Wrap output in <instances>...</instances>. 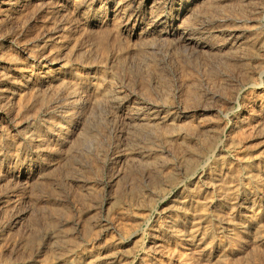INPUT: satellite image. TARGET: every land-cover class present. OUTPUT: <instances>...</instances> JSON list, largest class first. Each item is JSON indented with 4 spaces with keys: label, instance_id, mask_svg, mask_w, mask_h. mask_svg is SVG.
I'll return each mask as SVG.
<instances>
[{
    "label": "rangeland",
    "instance_id": "rangeland-1",
    "mask_svg": "<svg viewBox=\"0 0 264 264\" xmlns=\"http://www.w3.org/2000/svg\"><path fill=\"white\" fill-rule=\"evenodd\" d=\"M67 1L0 0V264H264V0Z\"/></svg>",
    "mask_w": 264,
    "mask_h": 264
},
{
    "label": "bare ground",
    "instance_id": "bare-ground-1",
    "mask_svg": "<svg viewBox=\"0 0 264 264\" xmlns=\"http://www.w3.org/2000/svg\"><path fill=\"white\" fill-rule=\"evenodd\" d=\"M65 1H66V0H65ZM255 1H256V0H255ZM61 2H62V0H61ZM90 2H91V1H90ZM140 2H141V1H140ZM213 2H214V1H213ZM48 3H49V2H48ZM136 3H137V2H136ZM178 3H179V2H178ZM200 3H201V2H200ZM224 3H225V2H224ZM241 3H242V2H241ZM263 3H264V2H263ZM63 4H64V3H63ZM67 4H69V5H74V4H75V0H68V1H67ZM202 4H203V3H202ZM206 4H207V3H206ZM217 4H218V3H217ZM254 4H255V3H254ZM61 5H62V4H61ZM81 5H82V4H81ZM83 5H84V4H83ZM118 5H119V4H118ZM198 5H199V4H198ZM200 5H201V4H200ZM175 6H176V5H175ZM201 6H202V5H201ZM64 7H65V6H64ZM82 7H83V6H82ZM85 7H86V6H85ZM115 7H116V6H115ZM117 7H118V6H117ZM196 7H197V6H196ZM211 7H212V6H211ZM211 7H210V9H211ZM244 7H245V6H244ZM71 8H72V7H71ZM74 8H75V7H74ZM83 8H84V7H83ZM198 8H199V7H198ZM206 8H207V7H206ZM215 8H216V7H215ZM111 9H112V8H111ZM71 10H74V9H71ZM77 10H78V9H77ZM87 10H88V9H87ZM114 10H115V8L112 9V10H110V11H114ZM176 10H177V9H176ZM201 10H202V9H201ZM226 10H227V9H226ZM51 11H52V10H51ZM102 11H103V10H102ZM86 12H87V11H86ZM95 12H96V11H95ZM117 12H118V11H117ZM98 13H99V12H98ZM107 13H108V12H107ZM187 13H188V12H187ZM217 13H219V12H217ZM225 13H226V12H225ZM81 14H82V12H81ZM160 14H161V13H160ZM226 14H227V13H226ZM57 15H58V14H57ZM98 15H99V14H98ZM101 15H102V14H101ZM103 15H104V14H103ZM187 15H188V14H187ZM207 15H208V14H207ZM236 15H237V14H236ZM85 16H86V15H85ZM91 16H92V15H91ZM91 16H89V17H91ZM93 16H95V15H93ZM159 16H160V15H159ZM185 16H186V15H185ZM238 16H239V15H238ZM238 16H236V17H238ZM98 17H99V16H98ZM113 17H114V16H113ZM118 17H119V15H118ZM92 18H93V17H92ZM104 18H105V17H104ZM114 18H115V17H114ZM121 18H122V17H121ZM205 18H206V17H205ZM246 18H247V17H246ZM100 19H101V18H100ZM117 19H118V18H117ZM117 19H116V20H117ZM119 19H120V18H119ZM200 19H201V18H200ZM200 19H199V20H200ZM85 20H86V19H85ZM82 21H84V20H82ZM91 21H92V20H91ZM91 21H90V22H91ZM94 21H95V19H94ZM117 21H118V20H117ZM191 21H192V20H191ZM95 22L100 23V21H97V20H96ZM114 22L116 23V21H114ZM180 22H181V21H180ZM187 22H188V21H187ZM208 22H209V21H208ZM111 23H112V22H111ZM118 23H119V22H118ZM198 23H199V22H198ZM93 24H94V23H93ZM116 24H117V23H116ZM254 24H255V23H254ZM198 25H199V24H198ZM223 25H224V24H223ZM229 25H230V24H229ZM116 26H117V25H116ZM149 26H150V25H149ZM182 26H183V25H182ZM182 26H181V27H182ZM184 26H185V25H184ZM236 26H237V25H236ZM104 27H105V26H104ZM151 27H152V26H151ZM205 27H206V26H205ZM240 27H241V26H240ZM244 27H245V26H244ZM148 28H149V27H148ZM152 28H153V27H152ZM217 28H218V27H217ZM229 28H230V27H229ZM113 29H114V28H113ZM113 29H112V30H113ZM120 29H121V28H120ZM106 30H107V29H106ZM141 30H142V29H141ZM143 30H144V29H143ZM173 30H174V29H173ZM200 30H201V29H200ZM145 31H147V30L145 29ZM197 31H198V30H197ZM119 32H120V31H119ZM149 32H150V31H149ZM155 32H156V31H155ZM171 32H172V33H171L170 35H173V36L177 37V39H178V38H181L182 41H183V39L186 40V41L188 40V38L185 37V35L183 34V31H180V28H179V27L177 28V31H176V30H174V31L171 30ZM115 33H116V31H115ZM143 33H144V32H143ZM157 33H158V31H157ZM120 34H121V33H120ZM139 34H140V33H139ZM139 34H137V35H139ZM147 34H148V33H147ZM155 34H156V33H155ZM158 34H159V33H158ZM185 34H186V33H185ZM140 35H141V37H142V34H140ZM115 36H116V35H115ZM93 37H94V36H93ZM143 37H144V36H143ZM143 37H142V38H143ZM146 37H147V35H146ZM74 38H75V37H74ZM111 38H112V37H111ZM115 38H116V37H115ZM149 38H151V37H149ZM149 38H148V39H149ZM173 38H174V37H173ZM192 38H193V37H192ZM64 39H65V38H64ZM137 39H138V38H137ZM152 39H153V38H152ZM161 39H162V38H161ZM190 39H191V38H190ZM195 39H196V38H195ZM115 40H116V39H115ZM142 40H143V39H142ZM252 40H253V39H252ZM138 41H141V40L138 39ZM144 41H145V38H144ZM147 41H148V40H147ZM147 41H146V42H147ZM153 41H154V40H153ZM186 41H185V43H187ZM176 42H177V41H176ZM191 42H193V41H191ZM207 42H208V41H207ZM232 42H233V41H232ZM70 43H71V42H70ZM114 43H115V42H114ZM137 43H138V42H137ZM142 43H144V42H142ZM148 43H149V42H148ZM148 43H146V44H148ZM93 44H94V43H93ZM93 44H92V45H93ZM139 44H141V43H139ZM44 45H45V44H44ZM115 45H116V44H115ZM115 45H114V46H115ZM121 45L123 46V44H121ZM143 45H144V44H143ZM143 45H142V46H143ZM80 46H81V45H80ZM93 46H94V45H93ZM95 46H96V44H95ZM98 46H99V45H98ZM105 46H106V44H105ZM116 46H118V45H116ZM248 46H249V45H248ZM91 47H92V46H91ZM106 47H107V46H106ZM144 47H145V45H144ZM232 47H233V46H232ZM236 47H237V46H236ZM37 48H38V47H37ZM56 48H57V47H56ZM69 48H70V47H69ZM95 48H96V47H95ZM102 48H103V47H102ZM246 48H247V47H246ZM57 49H58V48H57ZM117 49H118V48H117ZM123 49H124V47H122V50H123ZM141 49H142V48H141ZM198 49H199V48H198ZM233 49H234V48H233ZM238 49H239V48H238ZM238 49H237V50H238ZM251 49H252V48H251ZM58 50H59V49H58ZM70 50H71V49H70ZM70 50H69V51H70ZM73 50H74V49H73ZM114 50H115V49H114ZM119 50H120V49H119ZM119 50H118V52H119ZM231 50H232V48H231ZM253 50H254V48H253ZM77 51H78V50H77ZM100 51H101V50H100ZM103 51H104V48H103ZM103 51H102V52H103ZM131 51H132V50H131ZM138 51H139V50H138ZM201 51H202V50H201ZM222 51H223V50H222ZM104 52H105V51H104ZM104 52H103V53H104ZM146 52H147V51H146ZM216 52H217V51H216ZM232 52H233V51H232ZM246 52H247V51H246ZM248 52H249V50H248ZM121 53H122V52H121ZM121 53H120V54H121ZM133 53H135V52H133ZM140 53H141V51H140ZM144 53H145V52H144ZM212 53H213V51H212ZM230 53H231V52H230ZM94 54H95V53H94ZM104 54H105V53H104ZM123 54H124V53H123ZM150 54H151V53H150ZM231 54H232V53H231ZM242 54H243V52H242ZM244 54H245V50H244ZM244 54H243V55H244ZM84 55H85V54H84ZM117 55H118V54H117ZM240 55H241V54H240ZM246 55H247V54H246ZM145 56H146V54H145ZM227 56H228V55H227ZM232 56H234V55L232 54ZM249 56H250V55H249ZM3 57H4V56H3ZM111 57H112V56H111ZM120 58H122V57H120ZM138 58H139V57H138ZM229 58H230V57H229ZM233 58H234V57H233ZM112 59H113V58H112ZM117 59H119V57H118ZM139 59H140V58H139ZM244 59H245V58H244ZM247 59H248V58H247ZM96 60H97V59H96ZM137 60H138V59H137ZM140 60H141V59H140ZM143 60H144V59H143ZM204 60H205V59H204ZM252 60H253V59H252ZM102 61H103V60H102ZM120 61H121V60H120ZM233 61H234V60H233ZM246 61H247V60H246ZM246 61H245V62H246ZM142 62H143V61H142ZM82 63H83V62H82ZM109 63H110V62H109ZM225 63H226V62H225ZM229 63H230V61H229ZM229 63H228V64H229ZM233 63H234V62H233ZM242 63H243V62H242ZM228 64H227V65H228ZM231 64H232V63H231ZM147 65H148V64H147ZM152 66H153V65H152ZM241 66H242V65H241ZM243 66H244V65H243ZM112 67L114 68V66H112ZM178 67H179V66H178ZM115 68H116V67H115ZM181 68H182V67H181ZM233 68H234V67H233ZM20 69H21V68H20ZM49 69H50V68H49ZM182 69H183V68H182ZM182 69H180V70H182ZM239 69H240V68H239ZM117 70H118V69H117ZM117 70H116V71H117ZM26 71H27V70H26ZM67 71H68V70H67ZM73 71H74V70H73ZM241 71H242V70H241ZM54 72H55V71H54ZM57 72H58V71H57ZM59 72H60V71H59ZM101 72H102V70H101ZM101 72H99V73H101ZM115 73H116V72H115ZM179 73H180V72H179ZM107 74H108V73H107ZM210 74H211V73H210ZM213 74H214V73H213ZM224 74H225V73H224ZM248 74H249V73H248ZM0 75H1V74H0ZM62 75H63V74H62ZM71 75H72V74H71ZM101 75H102V74H101ZM178 75H179V74H178ZM194 75H195V74H194ZM194 75H193V76H194ZM1 76H2V75H1ZM75 76H76V75H75ZM75 76H74V77H75ZM142 76H143V75H142ZM187 76H188V75H187ZM189 76H190V75H189ZM195 76H196V75H195ZM214 76H215V75H214ZM218 76H219V75H218ZM32 77H33V76H32ZM57 77H58V75H57ZM78 77H79V76H77V79H78ZM145 77H146V76H145ZM159 77H160V76H159ZM49 78H50V77H49ZM81 78H82V77H81ZM190 78H191V77H190ZM209 78H210V77H209ZM218 78H219V77H218ZM51 79H52V78H51ZM93 79H94V78H93ZM57 80H58V79H57ZM57 80H56V81H57ZM98 80H99V79H98ZM187 80H189V79H187ZM191 80H192V79H191ZM193 80H194V79H193ZM193 80H192V81H193ZM210 80H211V79H210ZM38 81H39V80H38ZM50 81H51V80H50ZM52 81H53V80H52ZM72 81H73V80H72ZM78 81H79V80H78ZM81 81H82V80H81ZM137 81H138V80H137ZM160 81H161V80H160ZM20 82H21V81H20ZM83 82H84V81H83ZM85 82H86V81H85ZM85 82H84V83H85ZM92 82H93V81H92ZM92 82H91V83H92ZM194 82H195V81H194ZM11 83H12V82H11ZM70 83H71V82H70ZM96 83H97V82H96ZM189 83H191V82H189ZM189 83H188V84H189ZM58 84H62V83L60 82V83H58ZM78 84H79V83H78ZM94 84H95V83H94ZM164 84H165V83H164ZM53 85H54V84H53ZM71 85H72V84H70V88H71ZM76 85H77V84H76ZM185 85H186V84H185ZM192 85H193V84H192ZM57 86H58V85H57ZM59 86H60V85H59ZM61 86H62V85H61ZM63 86H64V85H63ZM72 86H73V85H72ZM82 86H83V85H82ZM105 86H106V85H105ZM105 86H104V87H105ZM166 86H167V85H166ZM193 86H194V85H193ZM19 87H20V86H19ZM89 87H90V86H89ZM152 87H153V86H152ZM185 87L188 88L187 86H185ZM185 87H184V88H185ZM189 87H190V85H189ZM78 88H79V87H78ZM139 88H140V87H139ZM146 88H147V87H146ZM169 88H170V87H169ZM74 89H75V87H74ZM76 89H77V88H76ZM180 89H181V88H180ZM191 89H194V88H191ZM196 89H197V88H196ZM64 90H67V89H64ZM71 90H72V89H71ZM83 90H84V88H83ZM92 90H93V88H92ZM107 90H108V89H107ZM107 90H106L105 92H107ZM186 90H187V89H185L184 91L186 92ZM1 91H2V90H1ZM32 91H33V90H32ZM88 91H89V90H88ZM117 91H118V90H117ZM196 91H197V90H196ZM67 92H68V90H67ZM94 92H95V96H96V97H98V96L101 97L102 95H105V94H104V91H103V88H101V85H100V86H96ZM148 92H149V91H148ZM48 93H49V92H48ZM70 93H71V92H70ZM70 93H69V94H70ZM72 93H73V92H72ZM84 93H85V92H84ZM108 93H109V91H108ZM183 93H184V92H183ZM188 93H189V92H188ZM188 93H187V94H188ZM190 93H191V92H190ZM190 93H189V95H190ZM33 94H34V93H33ZM110 94H111V93H109V95H110ZM180 94H181V93H180ZM185 94H186V93H185ZM67 95H68V93H67ZM74 95H75V94H74ZM106 95H107V94H106ZM59 96H60V95H59ZM70 96H71V95H70ZM110 96H111V95H110ZM149 96H150V95H149ZM100 97H99V98H100ZM184 97H185V96H184ZM192 97H193V96H192ZM94 98H95V97H94ZM101 98H102V97H101ZM109 98L111 99L112 97H109ZM151 98H152V97H151ZM52 99H53V98H52ZM88 99H90V98H88ZM95 99H96V98H95ZM178 99H179V98H178ZM188 99H189V98H188ZM191 99H192V98H190L189 100H191ZM102 100L104 101L103 98H102ZM112 100H113V99H112ZM161 100H162V99H161ZM168 100H169V99H168ZM182 100H183V99H182ZM186 100H187V99H186ZM189 100H188V101H189ZM49 101H50V100H49ZM91 101H92V100H91ZM116 101H117V100H116ZM188 101H187V102H188ZM119 102H120V101H119ZM98 103H99V102H98ZM103 103H104V102H103ZM132 103H133V102H132ZM168 103H169V102H168ZM89 104H90V103H89ZM108 104H109V103H108ZM111 104H112V103H111ZM61 105H62V104H61ZM81 106H82V105H81ZM84 106H85V105H84ZM111 107H112L113 109H117V108H118V104L114 101V103H113V105H112ZM258 107H259V106H258ZM260 107H261V106H260ZM19 108H20V107H19ZM59 108H60V107H59ZM102 108H103V107H102ZM140 109H141V108H140ZM262 109H263V108H262ZM186 110H188V108H187ZM36 111H37V110H36ZM32 112H33V111H32ZM36 113H37V112H36ZM80 113H81V112H80ZM111 113H112V112H111ZM117 113H118V111H117ZM135 113H136V112H135ZM114 114H116V112H115ZM174 114H176V113H174ZM200 114H201V113H200ZM23 115H24V114H23ZM135 115H136V114H135ZM155 115H156V114H155ZM161 115H163V114H161ZM253 115H254V114H253ZM87 116H88V115H87ZM98 116H99V115H98ZM197 116H198V115H197ZM203 117H204V115H203ZM83 118H84V117H83ZM109 118H110V117H109ZM112 118H113V117H112ZM159 118H160V117H159ZM161 118H162V116H161ZM163 118H164V117H163ZM143 119H144V118H143ZM170 119H172V118H170ZM170 119H168V120H170ZM130 120H131V119H130ZM139 120H140V119H139ZM173 120H174V119H173ZM186 120H187V119H186ZM196 120H197V119H196ZM145 121H146V120H145ZM152 121H153V120H152ZM157 121H158V120H157ZM165 121H166V120H165ZM179 121H180V120H179ZM197 121H198V120H197ZM140 122H141V120H140ZM140 122H137V123H139V125H141ZM142 122H144V121H142ZM149 122H150V121H149ZM153 122H154V121H153ZM161 122H162V121H161ZM161 122H159V123H161ZM173 122H174V121H173ZM177 122H178V121H177ZM184 122H188V120H187V121H184ZM184 122H183V123H184ZM261 122H262V121H261ZM150 123H151V122H150ZM178 123H179V122H178ZM183 123H182V124H183ZM255 123H257V120H256ZM64 124H65V123H64ZM131 124H133V123H131ZM156 124H157V123H156ZM163 124H165V122L162 123V125H163ZM171 124H172V123H171ZM186 124H187V123H186ZM198 124H199V123H198ZM220 124H221V123H220ZM248 124H249V123H248ZM82 125H83V124H82ZM135 125H136V123H135ZM147 125L149 126V124H147ZM154 125H155V123H154ZM167 125H168V124H167ZM190 125H191V124H190ZM130 126H131V125H130ZM143 126H146L145 123H144ZM150 126H151V124H150ZM156 126H157V125H156ZM156 126H155V128H156ZM158 126H159V125H158ZM193 126H194V125H193ZM81 127H82V126H81ZM85 127H86V126H85ZM135 127L138 128L137 126H135ZM146 127H147V126H146ZM159 127H160V126H159ZM176 127H177V126H176ZM180 127H182V126H180ZM187 127H188V126H187ZM189 127H191V126H189ZM194 127H195V126H194ZM82 128H83V127H82ZM87 128H88V126H87ZM149 128H150V127H149ZM167 128H168V127H167ZM182 128H184V127H182ZM33 129H34V128H33ZM84 129H85V128H84ZM90 129H91V128H90ZM143 129H144V127H143ZM150 129H151V128H150ZM157 129H158V128H157ZM170 129H171V128H170ZM178 129H179V126H178ZM189 129H190V128H189ZM212 129H213V128H212ZM24 130H26V129H24ZM36 130H37V129H36ZM91 130H92V129H91ZM91 130H90V131H91ZM101 130H102V129H101ZM148 130H149V129H148ZM181 130H182V129H181ZM183 130H184V129H183ZM197 130H199V128H198ZM30 131H32V130H30ZM82 131H84V130H82ZM92 131L94 132V130H92ZM143 131H144V130H143ZM143 131H142V133H141V132H140V133L143 134ZM165 131H166V130H165ZM165 131H164V132H165ZM167 131H168V130H167ZM201 131H202V130H201ZM248 131H249V130H248ZM86 132H89L88 129L86 130ZM168 132H169V131H168ZM29 133H30V132H29ZM31 133H32V132H31ZM66 133H67V132H66ZM136 133H137V132H136ZM136 133H134V134H136ZM140 133H139V134H140ZM149 133H150V131H149ZM151 133H152V132H151ZM169 133H170V132H169ZM233 133H234V132H233ZM37 134H38V133H37ZM81 134H84V133H81ZM90 134H91V133H90ZM90 134H89V135H90ZM97 134H98V133H97ZM165 134H167V132H165ZM253 134H254V133H253ZM29 135H30V134H29ZM32 135L34 136V134H32ZM76 135H77V134H76ZM91 135H92V134H91ZM91 135H90V136H91ZM24 136H25V135H24ZM33 136H32V137H33ZM83 136H85V135H83ZM163 136H164V134H163ZM166 136H167V135H166ZM186 136H187V135H186ZM26 137H27V136H26ZM86 137H88V134H87ZM95 137H96V136H95ZM95 137H94V138H95ZM140 137H142V136H140ZM156 137H157V136H156ZM238 137H240V136H238ZM1 138H2V137H1ZM8 138H9V137H8ZM10 138H11V137H10ZM77 138H78V137H77ZM77 138H75V139H77ZM79 138H80V137H79ZM98 138H99V137H98ZM98 138H96V139H98ZM207 138H208V137H207ZM30 139H31V137H30ZM33 139H34V138H33ZM82 139H83V138H82ZM84 139H85V138H84ZM87 139H88V138H87ZM90 139H91V138H89V140H90ZM138 139H139V138H138ZM158 139H159V138H158ZM183 139H184V138H183ZM201 139H202V138H201ZM226 139H227V138H226ZM236 139H237V138H236ZM56 140H57V139H56ZM93 140H94V139H92V142H93ZM126 140H127V139H126ZM141 140H142V139H141ZM180 140H182V138H181ZM237 140H238V139H237ZM237 140H236V141H237ZM39 141H40V140H39ZM39 141H38V144H41V142H39ZM63 141H64V140H63ZM65 141H66V140H65ZM84 141H85V140H84ZM87 141H88V140H87ZM96 141H97V140H96ZM173 141H175V140H173ZM224 141H225V140H224ZM241 141H242V140H241ZM139 142H140V141H139ZM150 142H151V141H150ZM153 142H154V141H152V143H153ZM159 142H160V139H159ZM60 143H61V142H60ZM64 143H65V142H64ZM89 143H90V142H89ZM94 143L96 144V142H94ZM99 143H100V142H99ZM145 143H146V142H145ZM176 143H177V142H176ZM82 144H83V143H82ZM86 144H88V143H86ZM91 144H92V143H91ZM150 144H151V143H150ZM172 144H173V143H172ZM21 145H22V144H21ZM46 145H47V144H46ZM48 145H49V144H48ZM83 145H85V142H84ZM83 145H81V147H82ZM142 145H143V144H142ZM9 146H10V145H9ZM14 146H15V145H14ZM157 146H158V145H157ZM247 146H248V145H247ZM47 147H49V146H47ZM50 147H51V146H50ZM96 147H97V146H96ZM96 147H95V148H96ZM98 147H99V146H98ZM134 147H135V146H134ZM151 147H152V146H151ZM249 147H250V146H249ZM249 147H248V149H249ZM254 147H255V146H254ZM263 147H264V146H263ZM82 148H83V147H82ZM101 148H102V147H101ZM153 148H154V147H153ZM177 148H178V147H177ZM2 149H3V148H2ZM60 149H61V148H60ZM98 149H99V148H98ZM32 150H33V149H32ZM50 150H51V149H50ZM55 150H56V149H55ZM104 150H105V149H104ZM263 150H264V149H263ZM35 151H36V150H35ZM158 151H159V150H158ZM168 151H169V150H168ZM220 151H221V150H220ZM260 151H261V150H260ZM84 152H85V151H84ZM125 152H126V151H125ZM56 153H57V152H56ZM104 153H105V152H104ZM143 153H144V152H143ZM164 153H165V152H164ZM164 153H163V154H164ZM179 153H180V152H179ZM81 154H82V153H81ZM87 154H88V153H87ZM98 154H99V153H98ZM221 154H222V153H221ZM261 154H262V153H261ZM68 155H69V154H68ZM129 155H130V154H129ZM149 155H150V154H149ZM210 155H211V154H210ZM89 156H90V155H89ZM89 156H88V157H89ZM140 156H141V155H140ZM140 156H139V157H140ZM221 156H222V155H221ZM235 156H236V155H235ZM248 156H249V155H248ZM250 156H251V155H250ZM49 157H50V156H49ZM58 157H59V156H58ZM77 157H78V155H77ZM86 157H87V156H86ZM103 157H104V156H103ZM161 157H162V156H161ZM206 157H207V156H206ZM51 158H52V157H51ZM54 158L56 159V157H54ZM81 158H82V157H81ZM104 158H105V157H104ZM159 158H160V157H159ZM180 158H181V157H180ZM235 158H236V157H235ZM55 159H53V160H55ZM57 159H58V158H57ZM64 159H65V158H64ZM69 159H70V158H69ZM140 159H141V157H140ZM144 159H145V158H144ZM147 159H149V158H147ZM147 159H145V160H147ZM241 159H242V158H241ZM48 160H49V159H48ZM79 160H80V159H79ZM145 160L143 161V163L146 162ZM151 160H153V159H151ZM157 160H158V159H157ZM160 160H162V159H160ZM222 160H223V159H222ZM74 161H75V160H74ZM85 161H86V160H85ZM141 161H142V160H141ZM228 161H229V160H228ZM47 162H48V161H47ZM52 162H53V161H52ZM55 162H56V161H55ZM55 162H54V163H55ZM65 162H66V161H65ZM65 162H64V163H65ZM98 162H99V161H98ZM241 162H242V161H241ZM256 162H257V161H256ZM263 162H264V161H263ZM37 163H38V162H37ZM151 163H152V162H151ZM169 163H170V162H169ZM60 164H61V163H60ZM206 164H207V163H206ZM218 164H219V163H218ZM244 164H245V163H244ZM56 165H57V164H56ZM99 165H100V164H99ZM141 165H142V164H141ZM143 165H144V164H143ZM143 165H142V166H143ZM150 165H151V164H150ZM153 165H154V164H153ZM160 165H161V164H160ZM245 165H246V164H245ZM245 165H243V166L245 167ZM24 166H25V165H24ZM142 166H141V167H142ZM66 167H67V165H66ZM74 167H75V166H74ZM126 167H127V166H126ZM145 167H146V166H145ZM150 167H151V166H150ZM171 167H172V166H171ZM251 167H252V166H251ZM254 167H255V166H254ZM50 168H51V167H50ZM186 168H187V167H186ZM245 168L248 169V167H245ZM52 169H53V168H52ZM65 169H66V168H65ZM99 169H100V168H99ZM167 169H169V168H167ZM167 169H166V170H167ZM193 169H194V168H193ZM227 169H228V168H227ZM236 169H237V168H236ZM236 169H235V170H236ZM241 169H242V168H241ZM250 169H251V168H250ZM58 170H59V169H58ZM66 170H68V169H66ZM131 170H132V169H131ZM135 170H136V168H135ZM182 170H183V169H182ZM182 170H181V171H182ZM203 170H204V169H203ZM43 171H44V170H43ZM47 171H48V170H47ZM84 171H85V170H84ZM95 171H96V170H95ZM126 171H128V170H126ZM236 171H237V170H236ZM236 171H235V172H236ZM253 171H254V170H252V172H253ZM75 172H76V171H75ZM221 172H222V171H221ZM235 172H234V173H235ZM249 172H250V171H249ZM254 172H255V171H254ZM90 173H91V172H90ZM183 173H185V172H183ZM187 173H188V172H187ZM246 173H247V171H246ZM246 173H245V174H246ZM232 174H233V172H232ZM236 174H237V173H236ZM245 174H244V176H245ZM248 174H249V173H248ZM252 174H253V173H252ZM147 175H148V174H147ZM177 175H178V174H177ZM180 175H181V174H180ZM209 175H210V174H209ZM246 175H247V174H246ZM254 175H255V173H254ZM262 175H263V174H262ZM190 176H191V175H190ZM207 176H208V175H207ZM242 176H243V175H242ZM79 177H80V175H79ZM147 177H148V176H147ZM161 177H162V176H161ZM214 177H215V176H214ZM233 177H234V176H233ZM237 177H238V176H237ZM245 177H246V176H245ZM228 179H229V178H228ZM232 179H233V178H232ZM81 180H82V179H81ZM86 180H87V179H86ZM96 180H97V179H96ZM256 180H257V179H256ZM260 180H261V179H260ZM26 181H27V179H26ZM234 181H235V180H234ZM74 182H75V181H74ZM222 182H223V181H222ZM237 182H238V180H237ZM237 182H236V183H237ZM241 182H242V180H241ZM250 182H251V181H250ZM254 182H255V180H254ZM259 182H260V181H259ZM211 183H212V182H211ZM224 183H225V182H224ZM231 183H232V181H231ZM244 183H245V182H244ZM246 183H247V182H246ZM255 183H257V182H255ZM3 184H4V183H3ZM27 184H28V183H27ZM50 184H51V183H50ZM229 184H230V183H229ZM22 185H23V184H22ZM247 185H248V184H247ZM253 185H254V184H253ZM26 186H27V185H26ZM38 186H40V185H38ZM114 186H115V185H114ZM117 186H118V185H117ZM135 186H136V185H135ZM244 186H245V185H244ZM248 186H249V185H248ZM254 186H255V185H254ZM257 186H258V185H257ZM22 187H23V186H22ZM36 187H37V186H36ZM40 187H41V186H40ZM49 187H50V186H49ZM49 187H48V188H49ZM51 187H52V186H51ZM94 187H95V186H94ZM187 187H188V185H187ZM246 187H247V186H246ZM116 188H118V187H116ZM229 188H230V187H229ZM24 189H25V188H24ZM192 189H193V188H192ZM196 189H197V188H196ZM196 189H195V190H196ZM0 190H1V189H0ZM51 190H52V189H51ZM65 190H66V189H65ZM229 190H230V189H229ZM249 190H250V189H249ZM2 191H3V190H2ZM66 191H67V190H66ZM76 191H77V190H76ZM76 191H75V192H76ZM122 191H123V190H122ZM133 191H134V190H133ZM188 191H189V190H188ZM28 192H29V191H28ZM67 192H68V191H67ZM125 192H126V191H125ZM140 192H141V191H140ZM203 192H204V191H203ZM120 193H121V192H120ZM120 193H119V194H120ZM127 193H128V192H127ZM27 194H28V193H27ZM56 194H57V193H56ZM80 194H81V193H80ZM80 194H79V195H80ZM133 194H134V193H133ZM189 194H190V193H189ZM57 195H58V194H57ZM116 195H117V194H116ZM202 195H203V194H202ZM15 196H16V195H15ZM127 196H128V195H127ZM135 196H136V195H135ZM219 196H220V195H219ZM233 196H234V195H233ZM123 197H124V196H123ZM30 198H31V197H30ZM221 198H222V197H221ZM233 198H234V197H233ZM35 199H36V198H35ZM139 199H140V198H139ZM3 200H4V199H3ZM32 200H33V198H32ZM62 200H63V198H62ZM228 200H229V198H228ZM35 201H36V200H35ZM48 201H49V200H48ZM76 201H77V200H76ZM195 201H196V200H195ZM195 201H194V202H195ZM199 201H200V200H199ZM204 201H206V200H204ZM230 201H231V200H230ZM54 202H55V201H54ZM60 202H61V201H60ZM98 202H99V201H98ZM174 202H175V201H174ZM190 202H191V201H190ZM192 202H193V201H192ZM221 202H222V201H221ZM134 203H135V202H134ZM197 203H198V202H197ZM203 203H204V202H203ZM7 204H8V203H7ZM13 204H14V203H13ZM59 204H60V203H59ZM62 204H63V203H62ZM137 204H138V203H137ZM223 204H224V203H223ZM244 204H245V203H244ZM66 205H67V204H66ZM40 206H42V205H40ZM47 206H48V205H47ZM96 206H97V205H96ZM198 206H200V205H198ZM203 206H204V204H203ZM230 206H231V204H230ZM241 206H242V205H241ZM61 207H62V206H61ZM78 207H79V206H78ZM175 208H176V207H175ZM177 208H178V207H177ZM198 208H199V207H198ZM201 208H202V207H201ZM87 209H88V208H87ZM195 209H196V208H195ZM202 209H203V208H202ZM217 209H218V208H217ZM181 210H182V209H181ZM199 210H200V208H199ZM203 210H204V209H203ZM256 211H258V210H256ZM198 212H199V211H198ZM200 212H201V211H200ZM204 212H205V211H204ZM218 212H219V211H218ZM53 213H54V211H53ZM59 213H60V212H59ZM190 213H191V212H190ZM51 214H52V213H51ZM68 215H69V214H68ZM189 215H190V214H189ZM195 215H196V214H195ZM219 215H222V214H219ZM59 216H60V215H59ZM201 216H202V215H201ZM56 217H57V216H56ZM69 217H70V215H69ZM180 217H181V216H180ZM190 217H191V216H190ZM208 217H209V216H208ZM215 218H216V217H215ZM83 219H84V218H83ZM169 219H170V218H169ZM192 219H193V218H192ZM198 219H199V218H198ZM28 220H29V219H28ZM173 220H174V219H173ZM225 220H226V219H225ZM95 221H96V220H95ZM170 221H171V220H170ZM52 222H53V220H52ZM193 222H194V221H193ZM53 223H54V222H53ZM81 224H82V222H81ZM172 224H173V223H172ZM174 225H175V224H174ZM188 225H189V224H188ZM228 225H229V224H228ZM243 225H244V224H243ZM176 226H177V225H176ZM88 227H89V226H88ZM207 227H208V226H207ZM215 227H216V226H215ZM224 227H225V226H224ZM245 227H246V226H245ZM171 228H172V227H171ZM260 228H261V227H260ZM161 229H162V228H161ZM187 229H188V228H187ZM190 229H191V228H190ZM202 229H203V228H202ZM214 229H215V228H214ZM253 229H254V228H253ZM247 230H248V229H247ZM92 231H93V230H92ZM126 231H127V229H126ZM176 231H177V230H176ZM181 231H182V230H181ZM205 231H206V230H205ZM232 231H234V230H232ZM242 231H243V230H242ZM35 232H36V231H35ZM164 232H165V231H164ZM188 232H189V231H188ZM216 232H217V231H216ZM262 232H263V231H262ZM233 233H234V232H233ZM237 233H238V232H237ZM260 233H261V232H260ZM82 234H83V232H82ZM12 235H13V234H12ZM179 235H180V234H179ZM181 235H182V233H181ZM245 235H246V234H245ZM160 236H161V235H160ZM217 236H218V235H217ZM252 236H253V235H252ZM12 237H13V236H12ZM20 237H21V236H20ZM52 237H53V236H52ZM73 237H74V236H73ZM189 237H190V236H189ZM189 237H187V238H189ZM232 237H233V236H232ZM236 237H237V236H236ZM240 237H241V236H240ZM69 238H70V237H69ZM194 238H195V237H194ZM216 238H217V237H216ZM233 238H234V237H233ZM255 238H256V237H255ZM11 239H12V238H11ZM17 239H18V238H17ZM53 239H54V238H53ZM74 239H75V238H74ZM180 239H181V238H180ZM252 239H253V238H252ZM54 240H55V239H54ZM238 240H241V239L238 238ZM71 241H72V240H71ZM172 241H173V240H172ZM207 241H208V240H207ZM232 241H234V239H233ZM236 241H237V240H236ZM245 241H246V240H245ZM247 241H248V240H247ZM261 241H262V240H261ZM210 242H211V241H210ZM221 242H222V241H221ZM39 243H40V242H39ZM236 243H237V242H236ZM42 244H43V243H42ZM75 244H76V243H75ZM244 244H245V243H244ZM255 245H256V244H255ZM42 246H43V245H42ZM204 247H205V246H204ZM109 248H110V247H109ZM223 248H224V247H223ZM50 249H51V248H50ZM76 249H77V248H76ZM174 249H175V247H174ZM176 249H177V248H176ZM260 249H261V248H260ZM52 250H53V249H52ZM90 250H91V249H90ZM96 250H97V249H96ZM107 250H108V249H107ZM205 250H206V249H205ZM256 250H257V249H256ZM112 251H113V250H112ZM160 251H161V250H160ZM177 251H178V249H177ZM201 251H202V250H201ZM258 251H259V250H258ZM204 252H205V251H204ZM8 253H9V252H8ZM109 253H110V252H109ZM109 253H107V254L109 255ZM44 254H45V253H44ZM4 255H5V254H4ZM65 255H66V254H65ZM231 255H232V254H231ZM234 255H235V254H234ZM224 256H225V255H224ZM73 257H74V256H73ZM36 258H37V257H36ZM58 258H59V257H58ZM70 258H71V257H70ZM94 258H95V257H94ZM176 258H177V257H176ZM220 259H221V258H220ZM230 259H231V258H230ZM106 260H107V259H106ZM188 260H189V259H188ZM114 261H115V260H114ZM214 261H215V260H214ZM216 261H217V260H216ZM4 262H5V261H4ZM241 262H242V261H241ZM87 263H88V262H87ZM95 263H96V262H95ZM213 263H214V262H213ZM58 264H59V263H58ZM114 264H115V263H114ZM216 264H217V263H216ZM245 264H246V263H245Z\"/></svg>",
    "mask_w": 264,
    "mask_h": 264
}]
</instances>
